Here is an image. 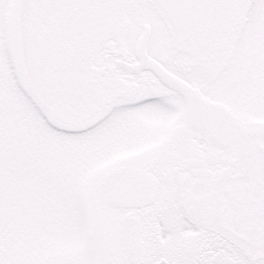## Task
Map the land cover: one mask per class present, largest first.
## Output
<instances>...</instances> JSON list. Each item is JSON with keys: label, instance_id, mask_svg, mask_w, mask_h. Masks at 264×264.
<instances>
[{"label": "snow or ice", "instance_id": "snow-or-ice-1", "mask_svg": "<svg viewBox=\"0 0 264 264\" xmlns=\"http://www.w3.org/2000/svg\"><path fill=\"white\" fill-rule=\"evenodd\" d=\"M0 264H264V0H0Z\"/></svg>", "mask_w": 264, "mask_h": 264}]
</instances>
